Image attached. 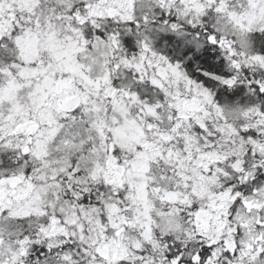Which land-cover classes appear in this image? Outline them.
<instances>
[{"label":"snow or ice","instance_id":"snow-or-ice-1","mask_svg":"<svg viewBox=\"0 0 264 264\" xmlns=\"http://www.w3.org/2000/svg\"><path fill=\"white\" fill-rule=\"evenodd\" d=\"M0 264H264V0H0Z\"/></svg>","mask_w":264,"mask_h":264}]
</instances>
